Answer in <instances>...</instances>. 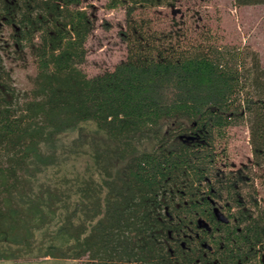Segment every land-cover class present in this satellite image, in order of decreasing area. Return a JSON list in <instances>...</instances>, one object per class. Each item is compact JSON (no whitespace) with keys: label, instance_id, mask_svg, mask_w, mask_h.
<instances>
[{"label":"trees","instance_id":"1","mask_svg":"<svg viewBox=\"0 0 264 264\" xmlns=\"http://www.w3.org/2000/svg\"><path fill=\"white\" fill-rule=\"evenodd\" d=\"M190 1L105 0L125 55L89 74L81 0H0V261L264 264V63Z\"/></svg>","mask_w":264,"mask_h":264},{"label":"rangeland","instance_id":"2","mask_svg":"<svg viewBox=\"0 0 264 264\" xmlns=\"http://www.w3.org/2000/svg\"><path fill=\"white\" fill-rule=\"evenodd\" d=\"M93 17V25L87 40V55L82 68L89 74L101 72L116 62L122 60L125 55V44L118 35V29L122 27L124 12L121 7L107 9L103 6L105 0H81ZM184 2V1H183ZM185 3V2H184ZM180 3V9L187 4ZM179 4V3H178ZM193 10H197L196 26L209 27L215 40L221 43H239L248 45L257 52L264 63V31L262 29V17L264 16V4H248L234 6L232 0H192L190 4ZM189 6V8H190ZM188 7V6H187ZM165 7L153 8L155 13L162 12ZM171 9H168L170 12ZM182 12L180 15H183ZM193 15L194 13L190 14ZM32 72L30 65L23 68L16 64L14 76L19 85L27 84V75ZM229 144V156L232 161L238 163L245 161L249 155L247 133L243 126L231 128ZM71 153L70 155H73ZM69 160V161H68ZM78 162V169L83 167L84 160L67 159L70 162ZM79 260L58 259L44 257L39 259H17L0 261V264H79Z\"/></svg>","mask_w":264,"mask_h":264}]
</instances>
